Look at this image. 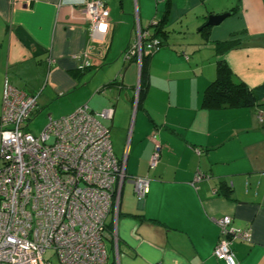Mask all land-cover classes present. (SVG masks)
I'll use <instances>...</instances> for the list:
<instances>
[{
  "label": "crops",
  "instance_id": "1",
  "mask_svg": "<svg viewBox=\"0 0 264 264\" xmlns=\"http://www.w3.org/2000/svg\"><path fill=\"white\" fill-rule=\"evenodd\" d=\"M87 1L0 0V113L5 81L36 97L31 119L45 108L54 120L83 105L114 110L102 121L113 153L125 158L128 177L149 179V191L138 202L124 182L116 222L107 219V264H224L213 256L221 237L215 221L223 217L251 235L231 242L236 264H264V101L254 108L202 105L220 60L234 82L264 84V0H169L167 36L148 59L140 101V67L124 55L138 30L152 35L165 0H102L108 33L94 41ZM226 12L202 32L209 15ZM227 41L237 45L223 51ZM153 135L161 151L150 168ZM197 173L203 179L194 183Z\"/></svg>",
  "mask_w": 264,
  "mask_h": 264
},
{
  "label": "built area",
  "instance_id": "2",
  "mask_svg": "<svg viewBox=\"0 0 264 264\" xmlns=\"http://www.w3.org/2000/svg\"><path fill=\"white\" fill-rule=\"evenodd\" d=\"M83 14L91 39L105 38L109 12L102 0H89ZM138 30L137 41L124 58L143 57L160 49L156 38ZM87 66L88 53L82 55ZM37 110L36 97L4 82L0 113V264H107L104 240L107 219L116 222L127 179L138 202L149 191L148 178H130L125 158L113 153L109 129L114 110L91 112L86 105L58 119L47 117L38 135L28 132ZM149 167L159 161L161 147L151 136ZM203 179L197 173L194 183ZM221 237L213 250L216 260L236 264L234 240L250 242L248 230L231 227V218L215 221Z\"/></svg>",
  "mask_w": 264,
  "mask_h": 264
},
{
  "label": "trees",
  "instance_id": "3",
  "mask_svg": "<svg viewBox=\"0 0 264 264\" xmlns=\"http://www.w3.org/2000/svg\"><path fill=\"white\" fill-rule=\"evenodd\" d=\"M169 6L170 1L165 0V11L161 20L152 26V35L148 34L149 38L144 40L149 41L150 39L156 38L159 41L160 49L163 47L164 40L167 36V32L164 31V25L166 24ZM234 12L235 11L232 10V13ZM209 28L211 27L205 26V24H203L202 32H206L209 30ZM236 45L237 43L235 42L227 41L220 44V47L223 51H227ZM150 56L151 55L141 59L137 101H140L143 93L146 90L147 62ZM128 60L137 61L135 56L130 57ZM111 84L120 85V82L114 81ZM262 101H264V84H261L259 87L254 89H250L242 82H234L230 69L222 60L217 62L215 79L205 89L202 96V105L207 109L254 108L258 107ZM220 189L224 190L225 196L230 193L229 188L225 185H222Z\"/></svg>",
  "mask_w": 264,
  "mask_h": 264
},
{
  "label": "rangeland",
  "instance_id": "4",
  "mask_svg": "<svg viewBox=\"0 0 264 264\" xmlns=\"http://www.w3.org/2000/svg\"><path fill=\"white\" fill-rule=\"evenodd\" d=\"M54 111V110H53ZM101 112V111H100ZM52 113V114H51ZM98 113V112H95ZM51 114L52 117H56L55 112H50L45 109H41L40 112H37V115L31 119L28 125V132L33 135H38L44 128L47 123V115ZM45 257L49 259L50 264H59L56 257L52 256L49 252L45 254Z\"/></svg>",
  "mask_w": 264,
  "mask_h": 264
},
{
  "label": "water",
  "instance_id": "5",
  "mask_svg": "<svg viewBox=\"0 0 264 264\" xmlns=\"http://www.w3.org/2000/svg\"><path fill=\"white\" fill-rule=\"evenodd\" d=\"M230 15H231L230 12H226V13H223V14L209 15L207 17L206 22H205V26H208V27H216L222 21H224L227 17H229Z\"/></svg>",
  "mask_w": 264,
  "mask_h": 264
}]
</instances>
